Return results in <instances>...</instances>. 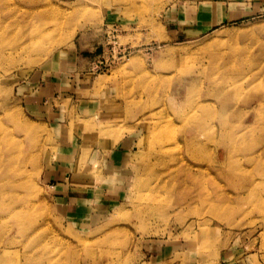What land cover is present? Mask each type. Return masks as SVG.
Instances as JSON below:
<instances>
[{"label": "rangeland", "instance_id": "obj_1", "mask_svg": "<svg viewBox=\"0 0 264 264\" xmlns=\"http://www.w3.org/2000/svg\"><path fill=\"white\" fill-rule=\"evenodd\" d=\"M62 57L81 72L32 111L19 88ZM128 134L119 204L107 176L109 190L65 216L50 173L68 160L75 187L94 188L92 149ZM73 139L69 160L60 143ZM231 256L264 264V0H0V264Z\"/></svg>", "mask_w": 264, "mask_h": 264}, {"label": "crops", "instance_id": "obj_2", "mask_svg": "<svg viewBox=\"0 0 264 264\" xmlns=\"http://www.w3.org/2000/svg\"><path fill=\"white\" fill-rule=\"evenodd\" d=\"M209 3V2H208ZM207 2H202L201 3V10L196 13L194 16L195 19H199L200 21V29H206L207 28V19H209V16L212 15V7H210V3L208 4ZM115 20V19H111ZM181 22H183L181 20ZM199 29V27H198ZM196 29V30H198ZM196 32V31H195ZM194 31L191 32L192 35H195ZM69 57H62L63 62L59 61L56 62L54 65V69L51 70H40L34 72L31 76L28 77V81L26 84H23L19 89L22 93V97L26 100L27 105L30 107V109L34 112H40L39 108L42 105L48 104L50 101L54 99L56 94L60 92V94H67L63 90L65 88H70L72 84L76 80V75L79 74L78 70L75 66L76 63H78V57L67 59ZM97 57L94 56L93 60H95ZM92 59V58H91ZM94 63L93 61H91ZM75 68V69H74ZM74 70V71H73ZM81 72V71H80ZM64 93H63V92ZM68 91V90H67ZM43 108V107H42ZM45 112L48 113L49 107H45ZM43 112V111H42ZM135 145V139L134 135L128 134L125 136L123 139L117 142V146L112 145L110 150H107V147L101 146L100 144L97 145L96 149H92L89 157H88V169H91L92 165L99 164L101 167L99 169L100 177L102 178L95 184L93 187L94 188H89L90 186L87 181H81L82 185L81 186H76L75 183H79L80 180L74 181L73 179L77 176L73 175H67L69 174L66 172L67 167L66 163H70L67 159H71V157H74L75 155L77 156V151L79 149V145L77 143L76 139L73 140H67L62 143H60V148L61 150H65V152L68 153L67 161H64V163L59 166L61 169L65 168L64 171L60 174L56 173H50V177H53L55 180L58 179L57 183L53 184L51 189H53V198L55 201V205L57 206L58 209L62 210L63 214L65 216H69L71 214L77 213L80 215L81 213L78 212L79 209H85L89 208V204H91L94 200H96V195L97 193L103 192L105 189L109 190L108 188H105V177L111 176V177H116L117 182L115 186L112 188V192L117 193V204H119L120 199L122 197V192L124 188H126V180L130 176L128 174V167L126 165V160L131 157V150L133 146ZM95 164H94V163ZM66 164V165H65ZM90 164H92L90 166ZM65 165V167H63ZM77 166V165H76ZM75 167V166H74ZM76 169V167H75ZM53 170V169H52ZM56 174V175H55ZM49 175V172H48ZM55 177V178H54ZM125 182V183H123ZM74 185V186H73ZM101 190V191H99ZM111 200H114L112 198ZM110 200V201H111ZM103 204L100 205V207ZM106 206V205H105ZM103 207L104 208L106 207ZM110 207L113 206V204H109ZM82 210V211H83ZM71 211H76V212H71ZM101 212V215H105V210L104 211H99ZM93 219L96 218V215H92ZM161 253H157V257ZM170 254V253H169ZM164 255V251L162 252L161 256ZM152 257H154V254H152ZM232 258L229 257L226 259V261L223 264H231L229 263V260ZM228 260V261H227Z\"/></svg>", "mask_w": 264, "mask_h": 264}, {"label": "built area", "instance_id": "obj_3", "mask_svg": "<svg viewBox=\"0 0 264 264\" xmlns=\"http://www.w3.org/2000/svg\"><path fill=\"white\" fill-rule=\"evenodd\" d=\"M125 55H126L125 53L121 54V56H123V57H124ZM106 61H107V60H105V61H99V63H100L101 65L99 66V65L97 64V67H98V68H102V67L106 66ZM98 68H97V69H98Z\"/></svg>", "mask_w": 264, "mask_h": 264}, {"label": "bare ground", "instance_id": "obj_4", "mask_svg": "<svg viewBox=\"0 0 264 264\" xmlns=\"http://www.w3.org/2000/svg\"><path fill=\"white\" fill-rule=\"evenodd\" d=\"M250 130V129H249Z\"/></svg>", "mask_w": 264, "mask_h": 264}]
</instances>
